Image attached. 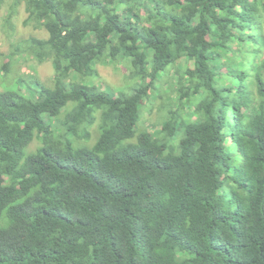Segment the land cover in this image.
Returning a JSON list of instances; mask_svg holds the SVG:
<instances>
[{
	"label": "trees",
	"instance_id": "trees-1",
	"mask_svg": "<svg viewBox=\"0 0 264 264\" xmlns=\"http://www.w3.org/2000/svg\"><path fill=\"white\" fill-rule=\"evenodd\" d=\"M8 4L47 37L0 51V264H264V0ZM21 53L52 83L5 82ZM99 63L129 86L74 81Z\"/></svg>",
	"mask_w": 264,
	"mask_h": 264
},
{
	"label": "rangeland",
	"instance_id": "rangeland-1",
	"mask_svg": "<svg viewBox=\"0 0 264 264\" xmlns=\"http://www.w3.org/2000/svg\"><path fill=\"white\" fill-rule=\"evenodd\" d=\"M8 3L10 4L11 0H8ZM8 15L9 10L7 8H4L0 12V51L9 52L11 50V43L20 42L22 39L32 36L39 38L47 37V32L44 28L38 27L34 22L25 21L27 19V13L24 9V4H21L18 7V11L13 14L12 22L15 24L14 30L9 28L5 22V18ZM21 54L23 56L16 57L10 73L4 77L5 82L10 83L16 80V77H27L29 74L35 73L43 81L52 83L54 71L50 60L40 61L28 53ZM97 69L98 74L95 73L93 75L84 76L73 73L76 76L74 81L99 84L101 87L107 89L127 88L131 83L128 77L129 70L125 63H99ZM177 69L179 71V66H174L169 74L164 76L162 81L157 84L158 90L154 89L152 92L157 98L147 100L142 121L139 124L140 131L155 130L152 122L155 124L161 115L159 106L166 101L168 95L174 97L176 94L175 89L177 85L175 83L176 75L178 74L176 73ZM89 131L93 132L95 136L98 135V130L95 129V126L92 128L89 127Z\"/></svg>",
	"mask_w": 264,
	"mask_h": 264
}]
</instances>
